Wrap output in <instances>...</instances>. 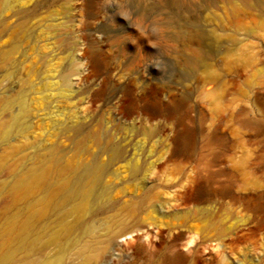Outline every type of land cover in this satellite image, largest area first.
<instances>
[{"label": "rangeland", "instance_id": "1", "mask_svg": "<svg viewBox=\"0 0 264 264\" xmlns=\"http://www.w3.org/2000/svg\"><path fill=\"white\" fill-rule=\"evenodd\" d=\"M254 216L264 0H0V264H264Z\"/></svg>", "mask_w": 264, "mask_h": 264}, {"label": "bare ground", "instance_id": "2", "mask_svg": "<svg viewBox=\"0 0 264 264\" xmlns=\"http://www.w3.org/2000/svg\"><path fill=\"white\" fill-rule=\"evenodd\" d=\"M239 26V25H238ZM135 112V110L133 111ZM170 115H162L161 113H153L150 118L158 123H163V122H166L168 119H170ZM88 178L90 177L91 178V181L93 183H95V181L97 180L98 178V175H99V170L97 167H94V168H90V170L88 171ZM38 177H43V172L41 170H38L35 174H34V178L37 179ZM73 193V191H70L64 198V201L69 202L72 198L71 194ZM80 197H82L81 201L79 202V204L75 207H72L68 212H66L65 216L66 218L67 217H70V216H77L80 215L81 213H83L84 209H85V205L87 204V200H88V196H89V193H85L83 191H81L79 193ZM264 221V218H261L259 216H254L252 218L249 219L248 221V225L250 227V229H253L252 231H255L257 230L259 227H261L262 225V222ZM61 226H63L64 228L66 227V224L65 222H62L61 223ZM51 242V240L49 241ZM48 242V243H49ZM59 263V262H58ZM56 263V264H58ZM42 264H51L49 262H44Z\"/></svg>", "mask_w": 264, "mask_h": 264}]
</instances>
